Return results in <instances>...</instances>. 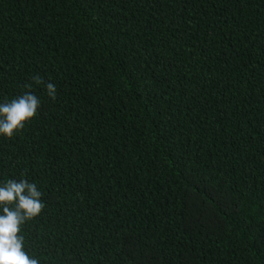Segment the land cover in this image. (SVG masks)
I'll return each mask as SVG.
<instances>
[{
	"label": "trees",
	"instance_id": "16d2710c",
	"mask_svg": "<svg viewBox=\"0 0 264 264\" xmlns=\"http://www.w3.org/2000/svg\"><path fill=\"white\" fill-rule=\"evenodd\" d=\"M27 91L0 186L42 192L39 264H264V0H0V102Z\"/></svg>",
	"mask_w": 264,
	"mask_h": 264
},
{
	"label": "clouds",
	"instance_id": "9594fccd",
	"mask_svg": "<svg viewBox=\"0 0 264 264\" xmlns=\"http://www.w3.org/2000/svg\"><path fill=\"white\" fill-rule=\"evenodd\" d=\"M37 85H45L47 96L55 101L56 87L45 82L39 75L32 77ZM32 84L25 88L31 89ZM41 107L40 98L27 91L11 101L0 102V135L11 139L22 130L25 123L36 116ZM42 192L27 179H10L0 186V264H39L24 250L21 225L42 212Z\"/></svg>",
	"mask_w": 264,
	"mask_h": 264
}]
</instances>
